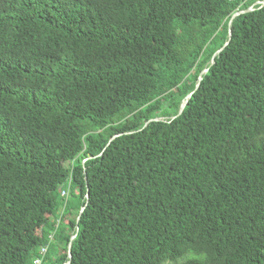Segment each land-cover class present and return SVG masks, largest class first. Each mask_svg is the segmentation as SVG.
<instances>
[{"label": "trees", "instance_id": "1", "mask_svg": "<svg viewBox=\"0 0 264 264\" xmlns=\"http://www.w3.org/2000/svg\"><path fill=\"white\" fill-rule=\"evenodd\" d=\"M257 1L0 0V264H264Z\"/></svg>", "mask_w": 264, "mask_h": 264}, {"label": "water", "instance_id": "2", "mask_svg": "<svg viewBox=\"0 0 264 264\" xmlns=\"http://www.w3.org/2000/svg\"><path fill=\"white\" fill-rule=\"evenodd\" d=\"M257 5H264V0H262V1H257V2H255L252 6H250L249 8L244 9V10H239V11L235 12V13L231 16V18H230V20H229V22H228V40H227V42H226V43H225L220 49H218V50L214 53V55L212 56L211 61H210V64H211V65L214 64L215 57L217 56V54H219L220 52H222V51L224 50V48L230 43V41H231V39H232V23H233V20H234L236 17H238V16H240V15H242V14H245V13H248V12L252 11L253 8H254L255 6H257ZM208 70H209V68H206V69H204V70L200 73L195 90L192 91L191 93H189V94H188V95L182 100V102H181V104H180V108H179L178 114H177L176 116H173L171 120L175 119L177 116H179V115L182 114L184 108L186 107V105H187V103H188V100L191 98V96L194 94V92L199 88L200 83H201V81H202V76H203V74L207 73ZM161 119L164 120L163 118H153V119H150L149 121H147V122L144 124V127H146V126L148 125V123H150V122H152V121H158V120H161ZM144 127H143V128H144ZM117 136H119V134H116V135H114L113 137H111L110 140H109V142H108V144H107V146H108V145L112 142V140L115 139ZM104 150H105V149H104ZM101 154H102V153H101ZM87 197H88V192H87ZM84 208H85V207H83V208L80 210L79 217H78V220H77V221H79V218H80V216H81V214H82ZM75 236H76V234L73 235V236L71 237V241L75 238ZM68 257H69V259L71 260V258H72V253H71V243L69 244V247H68ZM69 263H70V261L67 262L66 264H69Z\"/></svg>", "mask_w": 264, "mask_h": 264}, {"label": "built area", "instance_id": "3", "mask_svg": "<svg viewBox=\"0 0 264 264\" xmlns=\"http://www.w3.org/2000/svg\"><path fill=\"white\" fill-rule=\"evenodd\" d=\"M69 186H70V183L68 184V187ZM61 196L65 198V200H67L69 198V189L64 187L61 191ZM58 224H59V220L57 221V225ZM53 235H54L53 233L50 235V239H53ZM47 249H48V245H44L43 247H41L40 256L34 259V264L42 263L43 257L45 256Z\"/></svg>", "mask_w": 264, "mask_h": 264}, {"label": "rangeland", "instance_id": "4", "mask_svg": "<svg viewBox=\"0 0 264 264\" xmlns=\"http://www.w3.org/2000/svg\"><path fill=\"white\" fill-rule=\"evenodd\" d=\"M65 188L69 189L68 185H66ZM69 192H70V191H69Z\"/></svg>", "mask_w": 264, "mask_h": 264}]
</instances>
